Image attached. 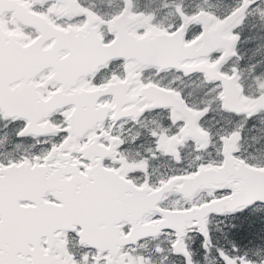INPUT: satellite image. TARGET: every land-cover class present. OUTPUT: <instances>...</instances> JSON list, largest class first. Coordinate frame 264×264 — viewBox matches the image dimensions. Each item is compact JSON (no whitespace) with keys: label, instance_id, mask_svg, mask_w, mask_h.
Segmentation results:
<instances>
[{"label":"snow or ice","instance_id":"1","mask_svg":"<svg viewBox=\"0 0 264 264\" xmlns=\"http://www.w3.org/2000/svg\"><path fill=\"white\" fill-rule=\"evenodd\" d=\"M0 264H264V0H0Z\"/></svg>","mask_w":264,"mask_h":264}]
</instances>
